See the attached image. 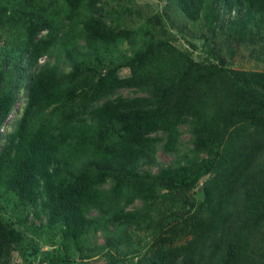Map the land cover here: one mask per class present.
Here are the masks:
<instances>
[{
    "label": "trees",
    "instance_id": "trees-1",
    "mask_svg": "<svg viewBox=\"0 0 264 264\" xmlns=\"http://www.w3.org/2000/svg\"><path fill=\"white\" fill-rule=\"evenodd\" d=\"M177 1L199 16L202 0ZM224 1L264 38V0ZM120 16L98 0H0V31L16 33L0 51V130L25 93L23 115L0 132V257L45 231L105 264H264V73L115 31ZM131 89L148 96L119 95ZM200 182L205 209L179 233L165 199ZM136 193L139 222L126 211Z\"/></svg>",
    "mask_w": 264,
    "mask_h": 264
},
{
    "label": "rangeland",
    "instance_id": "rangeland-1",
    "mask_svg": "<svg viewBox=\"0 0 264 264\" xmlns=\"http://www.w3.org/2000/svg\"><path fill=\"white\" fill-rule=\"evenodd\" d=\"M98 5L108 12H121L119 19L111 24V28L115 31L123 29L148 32L149 38L155 34L156 38L152 36L154 43L157 40L167 42L203 65L264 73V38L257 35V28L260 30L258 22L255 21V26L251 20H248L246 12L238 11L239 7L236 4L227 3L224 0H202L199 16L195 19L190 18L181 9L177 0H98ZM242 14L245 17L243 21L247 22L244 29L243 24L238 26ZM4 29L6 32L0 31V51L2 52L16 46V33L13 28L6 25ZM118 50L120 56L121 50L126 58L132 56L126 44L119 46ZM116 75L119 78H127L131 76V73L128 68L117 67ZM133 92V89L120 90L119 95L124 98L148 96ZM24 102L25 93H21L0 130L3 135L12 131L14 124L23 115ZM188 138V135H184L183 141L186 143ZM1 142L2 138H0ZM156 157L160 162L170 160L169 156L161 151H158ZM155 171L156 169H152V172ZM136 196L137 199L133 200L126 211L132 212L134 220L139 222L144 213L141 211V198L138 193ZM205 205L206 192L203 182H200L195 189L173 191L169 194L168 200L165 199L164 209L168 216L173 210L179 211L176 214L177 231L182 233L196 225L195 215L189 212L199 213L201 208L205 209ZM29 218L35 225L39 224L35 216L30 215ZM169 228L172 229V227ZM24 237L26 241L21 247L12 246L7 249L5 255L0 257V264H51L48 262L51 255L54 259L56 258L55 264H105L106 262L104 253L84 256L85 254L82 255L79 249L76 250V247L70 243L65 249L57 234L42 231L39 234H27ZM94 240L97 245L103 244L99 234L94 236ZM111 254L113 257L117 256L114 250ZM254 264L257 263L254 262ZM258 264L262 263L258 262Z\"/></svg>",
    "mask_w": 264,
    "mask_h": 264
}]
</instances>
